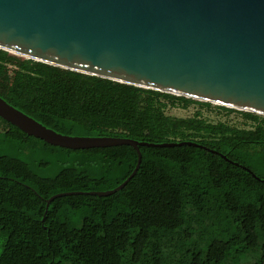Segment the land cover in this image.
Returning a JSON list of instances; mask_svg holds the SVG:
<instances>
[{
	"label": "trees",
	"instance_id": "obj_1",
	"mask_svg": "<svg viewBox=\"0 0 264 264\" xmlns=\"http://www.w3.org/2000/svg\"><path fill=\"white\" fill-rule=\"evenodd\" d=\"M4 52L8 106L64 137L135 141L141 162L110 196H61L116 189L136 150L53 146L0 118V264H264L263 116ZM212 108L242 126L207 121Z\"/></svg>",
	"mask_w": 264,
	"mask_h": 264
},
{
	"label": "water",
	"instance_id": "obj_2",
	"mask_svg": "<svg viewBox=\"0 0 264 264\" xmlns=\"http://www.w3.org/2000/svg\"><path fill=\"white\" fill-rule=\"evenodd\" d=\"M0 50L264 117V0H0ZM0 118L53 146L136 150L135 169L116 189L61 196H110L140 166L135 141L64 137L1 98Z\"/></svg>",
	"mask_w": 264,
	"mask_h": 264
},
{
	"label": "rangeland",
	"instance_id": "obj_3",
	"mask_svg": "<svg viewBox=\"0 0 264 264\" xmlns=\"http://www.w3.org/2000/svg\"><path fill=\"white\" fill-rule=\"evenodd\" d=\"M8 55L17 61L25 60L24 58L14 57L10 54ZM198 108L199 107L196 104L189 106L187 109H182L180 107H169L166 109V114L169 116L177 117V118H187V117L193 116L196 109ZM202 113L204 116L203 118H205L207 121L211 123L225 122L233 126H237V127L242 126L241 117L235 113L227 114L224 111L213 110V108L210 111L203 110ZM1 130H2V127L0 126V132ZM50 169L51 168H48L45 172H47ZM51 173L52 172H50V174ZM3 244H4V237L0 235V253L2 251Z\"/></svg>",
	"mask_w": 264,
	"mask_h": 264
},
{
	"label": "built area",
	"instance_id": "obj_4",
	"mask_svg": "<svg viewBox=\"0 0 264 264\" xmlns=\"http://www.w3.org/2000/svg\"><path fill=\"white\" fill-rule=\"evenodd\" d=\"M213 106H218V105H214V104H212ZM229 109V108H228ZM236 111H238V110H236Z\"/></svg>",
	"mask_w": 264,
	"mask_h": 264
},
{
	"label": "bare ground",
	"instance_id": "obj_5",
	"mask_svg": "<svg viewBox=\"0 0 264 264\" xmlns=\"http://www.w3.org/2000/svg\"><path fill=\"white\" fill-rule=\"evenodd\" d=\"M12 54H14V53H12ZM15 55H17V54H15ZM18 56H20V55H18ZM20 57H22V56H20Z\"/></svg>",
	"mask_w": 264,
	"mask_h": 264
}]
</instances>
